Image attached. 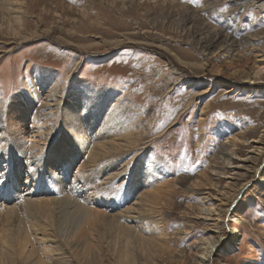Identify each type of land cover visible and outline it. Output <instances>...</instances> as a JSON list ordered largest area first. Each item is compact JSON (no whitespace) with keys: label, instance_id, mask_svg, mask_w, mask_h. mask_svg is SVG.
Returning <instances> with one entry per match:
<instances>
[{"label":"rangeland","instance_id":"374dc122","mask_svg":"<svg viewBox=\"0 0 264 264\" xmlns=\"http://www.w3.org/2000/svg\"><path fill=\"white\" fill-rule=\"evenodd\" d=\"M48 92L91 93L128 117L94 144L92 180L119 172L110 195L129 190L149 216L143 250L118 251L117 210L98 204L105 221L80 228L83 210L63 199L48 225L50 204L38 203L52 182L42 176L62 170L59 159L71 172L89 159L56 138L41 109ZM37 120L46 138L32 170L12 142ZM263 138L264 0H0V232L20 219L10 253L0 240V264H202L211 241L205 263L264 264ZM45 236L61 249L44 251Z\"/></svg>","mask_w":264,"mask_h":264},{"label":"bare ground","instance_id":"6f19581e","mask_svg":"<svg viewBox=\"0 0 264 264\" xmlns=\"http://www.w3.org/2000/svg\"><path fill=\"white\" fill-rule=\"evenodd\" d=\"M39 93L40 92H37V94H39ZM41 94H43V93L41 92ZM91 95H93V94L81 92L80 95L71 96L68 99L64 98V97L63 98L58 97L60 99V101L58 102L59 99L57 97H55V98L52 97L51 92H48L45 95V97L42 98V100L40 102L41 105L43 106V108H41L43 110L42 112L46 114L47 119L49 120V123L53 127V130H54L53 133L55 134L58 141H60V142H61V140L65 141L67 138L76 146V148L81 149V152H82V150L88 151L89 152V154H88L89 159H88L87 163L80 164L79 167H77L75 170H73V172H71V170L67 168L70 165L67 163L66 160H64V161L61 159L57 160V161H59L58 166H60V168H63V169L59 170L53 176V178H46V177L42 176V180H47V183L52 182V186H50V188L48 189L49 190L48 191L49 197H47L48 199L46 200V202H45V200H44V202L41 201V203H38V205L41 206L43 203L45 205L50 204V205H48V208H47V211L50 214V216H51V214H53L51 218H48V225H50V227H53L55 221H57V219H59L57 217V214H58L57 208H58L59 202L63 199H66V200L68 199V201L69 200L72 201V203H74V205L78 206L79 210L80 209L83 210L82 217H81L83 220L81 223H79L80 224L79 227L81 226L80 228H82L83 221H85L87 219H90V221H92V222H94V221L95 222H98V221L102 222V220L105 221V219H108L107 213L106 214H105V212L101 213L98 211V209H96L95 205H97V204H98L97 206L104 207L105 210H106V208L112 209V210H117V214L110 215V217H111L110 223L112 224V226L114 228L113 231L119 232V234H117V235H119L118 236V239H119L118 244L116 243L117 249H118V251L123 252L126 255L133 254V251H135L134 246H137V243L140 244L139 248H141L143 250L144 249L143 248L144 242L142 240H144V241L149 240L148 238H146V239L142 238L143 232H144L143 230L145 228L144 226L146 225V220L149 219V216L146 213H141L140 211H136L135 203L132 202V197L134 194L131 193L129 190H127L118 199H116L115 196L110 195V192H111L110 186H112V184L114 183V180L117 181V179H118L117 176H118L119 172L114 171V170H116V168L111 167L108 169V173L100 174L97 177L96 181L92 180V175L94 174V170H93L94 168L93 167L94 166L96 167L98 165L95 158H94L95 156H97V158H98V155H97L98 153L95 155L94 151H93V149L96 146L94 144L100 138L105 139V141H106L107 138L111 136V134L114 132L115 129L118 130V127H121L120 125H127L129 123V119L127 116H124L123 120H121V121L118 120L119 115L114 114V110L112 109L114 107L111 106V104H110V106H108L107 103H105L102 99L97 98L95 96L93 98V97H91ZM104 104H105V108L102 109L103 115L100 113L97 114V112L101 109V107ZM37 111H38L37 109L34 111V114H33L34 118L38 115ZM112 112H113V114H112ZM97 116H99V118H98L99 121L100 120H102V121H101L100 128L95 131L96 126L99 123V122H95V121H97L96 120ZM88 121H92L91 126H90V129L92 130V132H91L90 136L88 135V132L90 129L89 130H88V128H87V130L85 129L87 124H88ZM36 123H38V125L35 126V128L32 132H26V133H28V136H29L28 140L22 139V138H20L21 137L20 136V137L14 138L13 139L14 141L12 142L14 147H16V154L18 155V157L20 159L21 158L24 159L26 167L29 169H32V170L34 168L33 166H34L35 162H38V159L41 155V153H40L41 146L39 145V143H41L46 138L45 133L43 131L44 127L42 125V122H39L37 120ZM60 123H61V126L59 127L58 131L55 132V129L58 128ZM44 126H46V125H44ZM92 127H93V129H92ZM105 129H107V130H105ZM108 129H111V131L110 130L108 131ZM17 130H20V127H18ZM58 134H60V136H62V137L66 136V138L61 139V137ZM19 139H20V141L17 142ZM262 140H264V138ZM16 142H17V144H16ZM112 145L113 144H111L110 146H112ZM103 146H104V144H103ZM113 147H114V145H113ZM258 148H260V147H258ZM105 150H106V148H105ZM255 150H256V147H254L253 151H255ZM261 150L264 151V147ZM85 151H83V152H85ZM258 151H260V150L258 149ZM117 153H119V152H117ZM107 159H109V157ZM61 164H64V165H61ZM86 164H88V165H86ZM26 170H28V169H26ZM70 172H71V177H70ZM8 184H4L3 188L4 189L9 188ZM2 194H3V192L0 191V199H2L1 198ZM18 195L19 194H17V196ZM7 196H8L7 198H9L11 201L12 200L16 201L19 199L18 197H15V196H12L9 194ZM109 196H111L110 201H106V199ZM20 197H21V195H20ZM27 201H28L27 199H23L22 203H20V204L23 205L25 212L27 214H29L28 213L29 203ZM16 204L18 205V203H16ZM31 204H32V202H31ZM66 207H68V206L66 205ZM71 207H73V206H71ZM14 208H15V206H14ZM33 210H35V209H33ZM68 210H71V209L69 208ZM29 212H31V211H29ZM65 212H66V210H65ZM65 212H63V213H65ZM4 213H5V211H4ZM215 213H216V211H215ZM70 214H71V216L74 215V214H72V212ZM65 215H67V213ZM53 216L55 217L54 221H53ZM77 217H79V216H77ZM14 218L15 219L13 220L11 226L6 225L4 227V229H2L0 232V236L2 238V239L0 238V240L2 241V244H3L1 248L3 249V251L6 252V254L10 253L11 248L13 246L14 239H15V237H13L14 229L16 228V227L13 228V225H16V223H14V221L16 220V222H17L20 220L17 217H14ZM98 218H100L102 220L100 221ZM97 219H98V221H97ZM63 220H65V219L63 218ZM149 224H152V223L149 222ZM2 227H3V225H2ZM107 228H108V226H107ZM79 229H77V230H79ZM61 231H62V229H61ZM53 232L54 231L52 230V233ZM74 232L75 231H73V233ZM59 237H58V239H59ZM108 238H109V236H108ZM46 239L49 242V245H48L49 250H44V251H52L53 252L54 250L57 251V250L61 249V247L58 244L60 241L58 242V241H56V239H54L50 236L49 237L47 236ZM112 239H115V238L113 237ZM26 240L28 241L27 237L25 236L24 241H26ZM206 240H209V239L205 238L203 243H205ZM60 243H62V242H60ZM131 247H133L134 249H132ZM215 249H216V242L215 241H211V242H209L208 245L204 246V250L201 252V255H200V259H201L202 264H208V263H205V261H209V258Z\"/></svg>","mask_w":264,"mask_h":264}]
</instances>
